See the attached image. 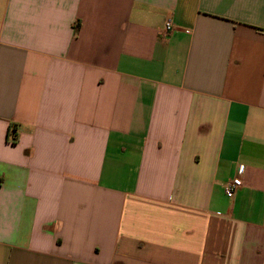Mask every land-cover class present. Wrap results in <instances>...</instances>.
I'll list each match as a JSON object with an SVG mask.
<instances>
[{"label": "crops", "instance_id": "crops-1", "mask_svg": "<svg viewBox=\"0 0 264 264\" xmlns=\"http://www.w3.org/2000/svg\"><path fill=\"white\" fill-rule=\"evenodd\" d=\"M0 264H264V0H0Z\"/></svg>", "mask_w": 264, "mask_h": 264}, {"label": "built area", "instance_id": "built-area-1", "mask_svg": "<svg viewBox=\"0 0 264 264\" xmlns=\"http://www.w3.org/2000/svg\"><path fill=\"white\" fill-rule=\"evenodd\" d=\"M173 31L172 22H167L165 27V34L168 36ZM245 167L243 165H239L238 167V176L233 178L231 181L227 182L224 185V192L228 198H234L237 191L242 187L243 181L240 178V175L244 173Z\"/></svg>", "mask_w": 264, "mask_h": 264}, {"label": "trees", "instance_id": "trees-1", "mask_svg": "<svg viewBox=\"0 0 264 264\" xmlns=\"http://www.w3.org/2000/svg\"><path fill=\"white\" fill-rule=\"evenodd\" d=\"M12 129H13V131H14V130H15V127H13Z\"/></svg>", "mask_w": 264, "mask_h": 264}]
</instances>
